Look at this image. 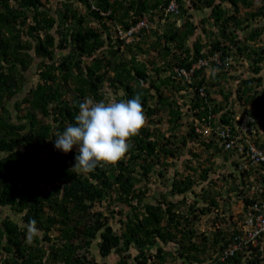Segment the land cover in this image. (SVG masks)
Segmentation results:
<instances>
[{"label":"trees","instance_id":"16d2710c","mask_svg":"<svg viewBox=\"0 0 264 264\" xmlns=\"http://www.w3.org/2000/svg\"><path fill=\"white\" fill-rule=\"evenodd\" d=\"M171 1L0 0V264H108L98 259L115 256L109 264H264V237L221 259L237 229L220 214L232 196L247 209L255 195L237 163L226 169L228 152L216 165V152L195 150L205 141L193 128L208 113L228 121L238 110H264V26H251L264 0H173L176 12L167 13ZM189 9H207L199 20L205 32L211 25V41L190 40L197 25ZM144 18L130 41L121 37ZM216 51L221 65L180 73ZM137 94L146 123L125 156L88 174L71 171L77 151L63 153L54 141L75 125L80 103ZM153 174L168 189L152 190ZM218 180L228 182L226 193ZM31 220L40 235L29 244Z\"/></svg>","mask_w":264,"mask_h":264},{"label":"clouds","instance_id":"9594fccd","mask_svg":"<svg viewBox=\"0 0 264 264\" xmlns=\"http://www.w3.org/2000/svg\"><path fill=\"white\" fill-rule=\"evenodd\" d=\"M176 8L177 3L172 0L166 8V12H176ZM188 13L190 12L188 11L186 14ZM189 15H191V13ZM182 19H184V17H182ZM182 19L180 17L177 19V23H179V25ZM189 19H191L190 21L193 23L191 16H189ZM205 24L208 23L205 22L204 25ZM203 32L205 31L201 29L197 34H195V30V32L191 35L192 37L190 40H193L196 35H202L201 37L204 41ZM206 42L208 41L206 40ZM232 55L233 52L229 55L231 56V59ZM182 108H184V105H182ZM194 117L195 116L193 115H189L187 121L190 123L193 121ZM207 120L208 118H196V125L193 128L195 132L201 135L205 143H201L200 145L198 144L195 147V150L203 151L208 149L211 154H213V152L219 154L221 152H219L220 149L217 147L218 145L214 143V139L210 137L208 129H206L205 123ZM211 120L212 119H210V121ZM145 123L146 117L141 103V96L139 94L130 100L120 101L110 99L108 101L100 100L99 102H96L91 98H87L79 105V113L75 116V125L69 124L63 132H57L55 134L56 138L54 141V147L63 153H69L72 151L74 146H77V155L74 158L75 163L70 170L76 172L77 174H88L97 166L114 165L122 159L131 147V138L139 134V131ZM197 128L200 130H197ZM183 157L187 158L188 156L186 155ZM183 157H181V159ZM213 159L216 165L222 163L221 155L218 159L215 154ZM223 163L227 164L226 169L232 166L228 160H225ZM195 165H197V162ZM56 183L57 182H54V184ZM230 194L232 195L233 192ZM243 201H239V210L236 213H227L226 211L222 214L219 213L220 216L223 215L228 218V220H235L236 229L240 226L243 216L248 210V207L245 209L241 205ZM116 222L115 220L110 221L114 229L117 230L118 227L114 226ZM214 226H218L217 223ZM25 228L27 229V243L31 244L34 239L40 235V230L37 228L35 220L29 221L25 225ZM233 230L234 229L230 232ZM96 249L97 247L93 243L92 251ZM87 254L88 253H86V255ZM104 258L106 259L108 257ZM104 258H100V260H105ZM110 259L113 260L112 258Z\"/></svg>","mask_w":264,"mask_h":264},{"label":"built area","instance_id":"2783aa9c","mask_svg":"<svg viewBox=\"0 0 264 264\" xmlns=\"http://www.w3.org/2000/svg\"><path fill=\"white\" fill-rule=\"evenodd\" d=\"M173 8V7H172ZM148 25L147 19H142L136 26L131 27L126 33H121L127 42L131 40L130 34L142 26ZM231 56L225 58L228 66ZM222 64L220 51L208 57L199 58L189 71L179 68L181 74L190 76L195 67H208ZM202 93V92H201ZM263 110V109H262ZM257 110L245 112L238 110L228 121L220 120V114L208 113L206 129L214 139L220 151L229 153L226 159L232 165L237 163V168L243 171V176L251 181L253 201L243 216L237 231L232 234L231 241L223 248V260L235 252H243L250 245L256 246L261 237H264V110L260 116ZM210 119H213L210 122ZM197 130H200L197 128ZM219 151V152H220ZM244 195V194H243Z\"/></svg>","mask_w":264,"mask_h":264},{"label":"rangeland","instance_id":"374dc122","mask_svg":"<svg viewBox=\"0 0 264 264\" xmlns=\"http://www.w3.org/2000/svg\"><path fill=\"white\" fill-rule=\"evenodd\" d=\"M189 12L190 13H194L193 14V16H192V20H193V23L194 24H196L197 25V28H196V33L195 34H197L200 30H201V28L199 27L200 26V20L199 19H204L206 16H207V9H203L202 11H195V10H193V9H189ZM191 20V19H190ZM182 22V21H181ZM180 22V23H181ZM177 25H179V23H177ZM253 25H257V26H260V25H262V26H264V16L263 17H258L257 18V20L255 21V22H252V24H251V26H253ZM211 26V25H210ZM210 26H209V24H205V30L207 31V32H203V39H204V41H211L212 39H213V37H212V34H210ZM214 30V29H213ZM215 31V30H214ZM214 35H216V32H215V34ZM243 35H244V33H243V31H238V38H241V37H243ZM262 40V44H264V35L262 36V38H261ZM261 45V44H260ZM232 52V51H231ZM241 58H243V56H240ZM243 63L245 64V65H247V62L246 61H244V59H243ZM34 70H33V66H32V69H31V72H28V74H29V76L32 74V73H34L33 72ZM104 91H105V93L107 94V95H111V96H113V94L111 93V91L112 90H110V88L105 84L104 85ZM260 97H261V99H262V101H264V93H262V92H260ZM182 106V105H181ZM185 108V107H184ZM256 108L258 109V113L260 112V116L262 115V113H263V110H262V108H260V107H257V105H256ZM163 126V131H164V134L165 135H168L169 134V132L167 131V127H168V124L166 123V122H164V124L162 125ZM73 149L74 150H76L77 151V146H74L73 147ZM216 158H220V155L217 153L216 154ZM174 162L177 164V166H178V171H180V168L182 169V166L180 165V159H176V160H174ZM166 174H167V176L168 177H170V180H171V178L172 177H174V168L173 167H169L168 168V170L166 171ZM182 176H184V174H181L180 175V177H182ZM163 179L162 178H158V176H156L155 174H153L152 175V180H151V182H152V184H151V189L153 190V189H156L157 187H160V189H164V190H166V189H168V187L169 186H167V185H165L163 182ZM218 186L219 185H222V191H223V193H226L225 191H227V186H228V182L227 181H225V182H222L221 180H218ZM168 184H169V180H168ZM42 187H46V186H43L42 185ZM50 186H48V188H49ZM147 194H149V192L147 193ZM190 194V193H189ZM188 197H191L190 195H188ZM233 200H234V197L232 196V198L231 199H228V201H227V204H228V208H229V210L228 211H226L227 213H231V212H233V213H236L238 210H239V208H238V202H233ZM238 201V200H237ZM1 215L3 216L4 215V211H2V213H1ZM226 216H229V215H226ZM115 222H116V220H115ZM114 226H117L118 227V224H117V222L114 224ZM199 227L200 228H204L205 227V224L204 223H202V224H199ZM211 230L212 229V227L209 225L208 226V228H207V230ZM94 245L95 246H97V244L96 243H94ZM172 249H173V247H171ZM129 251H130V253H135L136 251H135V248H130L129 249ZM154 251V250H153ZM114 261L117 259V256H115V257H113L112 258ZM98 260H100V259H98ZM106 260V262L109 264L110 262L112 263V262H114L113 260H111L110 258H106L105 259ZM263 260H264V258H263ZM262 260V261H263ZM99 263L101 264L102 262L101 261H99Z\"/></svg>","mask_w":264,"mask_h":264}]
</instances>
